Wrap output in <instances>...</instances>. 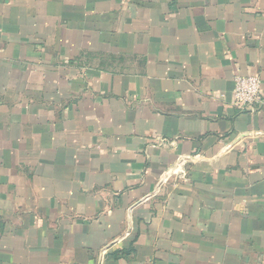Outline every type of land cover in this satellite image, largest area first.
<instances>
[{
  "label": "crops",
  "instance_id": "0c3cea01",
  "mask_svg": "<svg viewBox=\"0 0 264 264\" xmlns=\"http://www.w3.org/2000/svg\"><path fill=\"white\" fill-rule=\"evenodd\" d=\"M264 0H0V264H264Z\"/></svg>",
  "mask_w": 264,
  "mask_h": 264
},
{
  "label": "built area",
  "instance_id": "2783aa9c",
  "mask_svg": "<svg viewBox=\"0 0 264 264\" xmlns=\"http://www.w3.org/2000/svg\"><path fill=\"white\" fill-rule=\"evenodd\" d=\"M263 103L261 80L258 77H236L234 104L237 109L255 111Z\"/></svg>",
  "mask_w": 264,
  "mask_h": 264
}]
</instances>
